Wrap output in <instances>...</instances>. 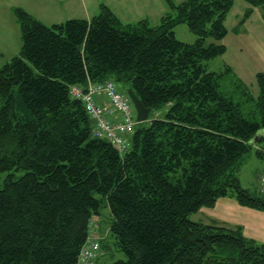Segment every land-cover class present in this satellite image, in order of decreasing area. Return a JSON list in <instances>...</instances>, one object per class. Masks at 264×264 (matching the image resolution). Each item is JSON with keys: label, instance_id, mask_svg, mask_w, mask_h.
<instances>
[{"label": "trees", "instance_id": "1", "mask_svg": "<svg viewBox=\"0 0 264 264\" xmlns=\"http://www.w3.org/2000/svg\"><path fill=\"white\" fill-rule=\"evenodd\" d=\"M243 1L250 8L236 32L253 8L264 6ZM168 4L174 16L155 27L123 24L104 5L90 20L51 27L14 10L22 46L0 67V173L7 174L0 186V264H78L102 207L109 228L101 238L97 224L94 264L105 249L113 256L112 246L124 259L111 264H264V243L245 237L242 227L188 218L227 197L264 213V198L253 197L237 176L253 147L264 159L251 144L257 134L264 144V76L256 98L236 81L245 99L235 102L220 90L222 74L206 70L226 51L206 40L227 35L233 0ZM178 24L197 37L194 44L176 40ZM105 80L123 93L132 89L149 115L165 106L163 117L134 129L125 154L93 137L82 103L70 97L73 85ZM246 103L254 110L245 111Z\"/></svg>", "mask_w": 264, "mask_h": 264}, {"label": "rangeland", "instance_id": "2", "mask_svg": "<svg viewBox=\"0 0 264 264\" xmlns=\"http://www.w3.org/2000/svg\"><path fill=\"white\" fill-rule=\"evenodd\" d=\"M168 1L175 6L184 2V0H0V67L9 63L20 52L22 46L20 24L14 13L15 9H21L42 25L51 27L71 19L90 20L99 13L100 6L104 5L123 24L147 21L149 26L155 27L161 24L163 17L174 16L175 10L170 8ZM249 8L245 1L233 0L224 22L227 35L219 42L206 40L207 45L217 43L225 46V53L207 61L205 66L208 72L222 74L220 90L228 93L235 102L245 99L237 92L236 81L242 82L249 93L256 98L259 95L258 75L264 76V6L253 8L252 14L236 32ZM172 32L176 40L184 44L191 45L197 40L186 24L176 25ZM227 69L230 71L226 72ZM163 107L165 106L152 112L146 122L136 123L135 129L146 128L150 121L163 117ZM244 108L245 111H253L254 104L246 103ZM90 126L92 130L94 128L92 120ZM255 145L264 152V144L257 142ZM254 148L245 155L237 176L241 186L249 190L253 197L264 198V194L260 193V187L264 184V159L256 157ZM22 173L18 171L14 175L19 177ZM6 176V173H0V186ZM188 218L196 223L228 229L240 226L245 237L259 244L264 243V213L241 207L230 197L221 198L214 208L203 207ZM94 219L102 232L101 238L106 237L110 220L108 208L102 207L100 214ZM90 224V228L96 225L95 222ZM106 242L112 246L113 241L109 234ZM105 251V257L100 258L99 264L103 261L105 264H111L124 259L123 254L114 246L110 251L113 256L108 254L107 249Z\"/></svg>", "mask_w": 264, "mask_h": 264}, {"label": "built area", "instance_id": "3", "mask_svg": "<svg viewBox=\"0 0 264 264\" xmlns=\"http://www.w3.org/2000/svg\"><path fill=\"white\" fill-rule=\"evenodd\" d=\"M69 91L70 97L82 103L85 112L94 122V135L108 140L124 152L136 124L135 109L128 95L121 92L111 80L88 82L84 87L73 85ZM99 240L96 224L89 230V239L82 248L78 264H94L100 255Z\"/></svg>", "mask_w": 264, "mask_h": 264}, {"label": "water", "instance_id": "4", "mask_svg": "<svg viewBox=\"0 0 264 264\" xmlns=\"http://www.w3.org/2000/svg\"><path fill=\"white\" fill-rule=\"evenodd\" d=\"M126 93H127L128 97L130 98V100L132 102V105H133V107L135 109V112H136L135 121H136V123L139 124V123L146 122L148 120V116H149L150 110L143 106V104L138 99V97L134 94L132 89H127ZM259 138H260V134H257L252 139L251 144L255 145L259 141Z\"/></svg>", "mask_w": 264, "mask_h": 264}, {"label": "bare ground", "instance_id": "5", "mask_svg": "<svg viewBox=\"0 0 264 264\" xmlns=\"http://www.w3.org/2000/svg\"><path fill=\"white\" fill-rule=\"evenodd\" d=\"M86 115H87V117H88V119L91 121V119H90V117H89V115L86 113ZM92 135H93V137L94 138H97V139H103V140H106V139H104V138H98V137H96L95 135H94V133H93V129H92ZM106 141H108V140H106ZM110 143V142H109ZM113 145V144H112ZM114 146V145H113ZM115 148H116V150L119 152V153H121V154H125L126 153V151H127V149L124 151V152H122V151H119V149L116 147V146H114ZM91 225V224H90ZM90 225H89V229L88 230H90ZM89 236V235H88ZM81 251H82V249H81ZM81 251H80V253H81Z\"/></svg>", "mask_w": 264, "mask_h": 264}]
</instances>
